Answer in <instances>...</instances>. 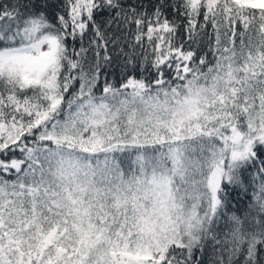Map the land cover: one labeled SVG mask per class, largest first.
<instances>
[{
  "label": "snow or ice",
  "instance_id": "1",
  "mask_svg": "<svg viewBox=\"0 0 264 264\" xmlns=\"http://www.w3.org/2000/svg\"><path fill=\"white\" fill-rule=\"evenodd\" d=\"M0 264H264V0H0Z\"/></svg>",
  "mask_w": 264,
  "mask_h": 264
}]
</instances>
